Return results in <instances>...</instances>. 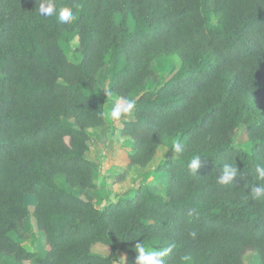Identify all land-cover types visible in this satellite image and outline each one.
<instances>
[{
  "label": "trees",
  "instance_id": "1",
  "mask_svg": "<svg viewBox=\"0 0 264 264\" xmlns=\"http://www.w3.org/2000/svg\"><path fill=\"white\" fill-rule=\"evenodd\" d=\"M54 2L47 17L41 0H0V264H114L119 252L136 264L137 242L170 248L165 264H244L248 250L264 264V200L250 196L264 183L254 173L264 165V0ZM63 7L75 14L70 24L58 19ZM73 38L77 59L62 47ZM162 54L180 60L168 79L151 68ZM105 64L113 100L136 101L119 129L132 143L128 163L145 167L167 138L182 151L154 168L168 172L163 194L141 184L98 207L87 191L96 164L86 154L88 130L105 123L108 98L93 94ZM239 126L249 149L234 143ZM225 164L241 176L222 185ZM58 175L83 195L58 185ZM30 215L44 254L21 244Z\"/></svg>",
  "mask_w": 264,
  "mask_h": 264
},
{
  "label": "rangeland",
  "instance_id": "2",
  "mask_svg": "<svg viewBox=\"0 0 264 264\" xmlns=\"http://www.w3.org/2000/svg\"><path fill=\"white\" fill-rule=\"evenodd\" d=\"M210 26H215L216 18L212 12L206 13ZM75 42L73 38L69 43H62V47L66 54L71 59L79 58V55L73 53L72 46ZM180 66V60L174 55H157L151 61V68L157 74L158 78L165 79L175 73ZM110 65L105 64L97 75L98 86L94 91L96 96H104L108 98L105 103V113L111 111L112 107L119 100H113V97L108 93V82L110 74ZM151 84V80L144 85L145 88ZM88 95L92 93L86 92ZM130 115L122 116L119 120L107 118L105 115V123L99 128L89 129L90 136L89 150L87 157L92 159L96 167L93 172V182L95 187L87 189L92 195L94 203L98 207H103L109 202H115L120 198H125L133 195L136 188L141 184H153L158 192H164L167 185V170L155 171L154 168L158 161L163 158L173 155L172 142L175 138H167L160 145L148 165L145 167L133 166L128 163V152L131 149V141L121 137L119 129L122 124V118H129ZM234 143L237 147L249 149L250 142L246 134L244 126H239L233 135ZM58 185L65 187L75 193L83 195L79 187H70L64 182L62 175L56 177ZM36 197L33 194H26L25 202L29 210H33ZM24 239L21 244L30 251H37L39 254H44L48 249L45 236L42 231H39L35 225V220L30 215L24 223ZM92 251L99 253H108V247L102 244H94ZM244 264H260L258 253L252 250L245 251L243 254ZM23 264H36L34 260H25ZM114 264H127V256L123 252H119L118 261Z\"/></svg>",
  "mask_w": 264,
  "mask_h": 264
},
{
  "label": "clouds",
  "instance_id": "3",
  "mask_svg": "<svg viewBox=\"0 0 264 264\" xmlns=\"http://www.w3.org/2000/svg\"><path fill=\"white\" fill-rule=\"evenodd\" d=\"M39 11L41 15L52 17L56 14V4L54 0H41ZM58 19L61 23L70 24L75 19V14L71 8L63 7L59 10ZM136 107L135 99L120 98L111 111L105 113L107 118L119 120L122 116L131 115L133 109ZM172 150L179 153L182 151V146L179 141L172 142ZM200 166V156H194L188 164V168L196 173ZM255 178L258 181H264V165L257 163L254 168ZM241 176L240 169L236 164H225L222 168V173L218 177L217 182L225 185L230 184L234 178ZM250 196L253 200H264V183L257 184L250 189ZM191 214V213H190ZM194 235V233H193ZM136 264H165L164 257L170 251V248L155 249L141 244L139 242L135 245Z\"/></svg>",
  "mask_w": 264,
  "mask_h": 264
}]
</instances>
